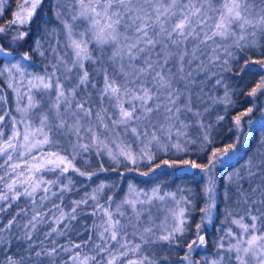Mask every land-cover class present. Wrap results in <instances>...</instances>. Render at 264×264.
Returning <instances> with one entry per match:
<instances>
[{
    "label": "snow or ice",
    "instance_id": "obj_1",
    "mask_svg": "<svg viewBox=\"0 0 264 264\" xmlns=\"http://www.w3.org/2000/svg\"><path fill=\"white\" fill-rule=\"evenodd\" d=\"M34 55L41 73L30 71ZM0 57L15 94L14 108L0 107V264H264V137L223 178L243 211L225 206L230 226L212 252L203 234L221 215L218 166L241 151L239 135L213 147L225 115L208 117L246 96L252 106L232 125L252 123L264 95V0H22L0 25ZM160 169L203 174L194 228V190L128 182L121 195L128 173ZM107 172L119 183L77 187L73 176L94 183ZM173 245L178 260L158 251Z\"/></svg>",
    "mask_w": 264,
    "mask_h": 264
},
{
    "label": "trees",
    "instance_id": "obj_2",
    "mask_svg": "<svg viewBox=\"0 0 264 264\" xmlns=\"http://www.w3.org/2000/svg\"><path fill=\"white\" fill-rule=\"evenodd\" d=\"M21 2L22 0H5L6 11L4 12L3 16L0 17V25L6 24L12 18V13L17 11V4ZM0 61L4 63L8 62L4 58H1ZM30 63L32 65L30 71L35 73L43 72L45 65V61L43 60V58L39 57L38 55H34ZM255 79H258V77ZM4 80L5 78L0 77V92L3 93V99L6 100L7 103L0 102V107L14 108L15 94L10 88L7 87V84L4 82ZM253 86L254 82L247 85L248 89ZM215 94H218L222 97L223 89L221 88L219 92ZM233 99L237 98L233 97ZM250 100L251 98H247L246 96L239 97L238 106L228 107L227 114H225L224 112L225 105H218L216 107L215 113L211 117H208V119H211L213 122H215V117L217 114L225 115L224 121L219 122V124L214 123L213 139L216 143L213 145V147H226L227 144L235 141L236 135H239V147L241 150L236 157L231 160H226L223 165L218 166V175L220 177V182L218 185L217 193V212L221 213V215L219 218H214L213 224L207 225L204 228L203 234H205L206 240L208 241V252L213 251L214 241L218 239L219 236L223 235L224 231L230 226L228 223H221L223 219L222 213L225 209V206L227 205L228 209L232 211H243L242 207H237V197L235 195L230 194L228 199H225L223 178L228 174V172L233 171L234 168L239 169L244 163V153L247 152L249 155H251L252 151L257 149L258 143L261 138L264 137V127H262V125H264V115H262L261 111L259 110L261 107H264V95H261L258 99H256L255 103L257 105V109H254L250 117L245 118V121H247V119L249 118L252 120L251 125L245 122L239 132L232 125V117L234 115H237L240 111L246 110L248 107L252 106ZM229 128H232V131H229ZM240 132H244L246 133V135H241ZM229 165H231V167H229ZM77 166L81 168L85 167L79 161L77 162ZM88 170L95 171V162H93V165L89 167ZM73 176L78 181L77 187H81V184L79 183L80 181H84L85 184L91 183L92 187H95L96 184L100 182V180H106L108 183H119V178H117L115 173L112 172L100 173L99 180L95 177L93 178L94 183L86 181L84 177H76L75 174H73ZM49 178H51V174H49ZM128 182L134 183L138 188L141 189H151L156 185H160L162 186V190L164 192H175L178 188L194 190V192L196 193V209L193 210L191 206H188V213L190 216L189 223L194 228L195 223H198L200 221L201 213L199 212V209L204 206L202 189L205 184V179L203 177V174L198 170H195L194 175L191 176L178 174L175 170L172 169H160L156 173L148 177L140 176L135 172L128 173L127 180L122 184L121 187V195H123V191H126ZM245 187H247V185H245ZM88 190L91 191V188H89ZM112 191H116V189H113ZM80 194L82 195L83 192L81 191ZM107 194L111 195L112 192H108ZM159 204L160 203L158 202L157 207L160 209L158 216L159 219L162 220L161 213L167 209V206H161ZM166 204L169 205V202L167 201ZM21 206H23V202H21ZM13 251H15V249H13ZM158 251L163 255H168L171 261L178 260L179 255L181 254L180 250L175 245H173L171 249L164 247L159 249ZM3 256L4 254L0 253V262L3 261Z\"/></svg>",
    "mask_w": 264,
    "mask_h": 264
},
{
    "label": "rangeland",
    "instance_id": "obj_3",
    "mask_svg": "<svg viewBox=\"0 0 264 264\" xmlns=\"http://www.w3.org/2000/svg\"><path fill=\"white\" fill-rule=\"evenodd\" d=\"M21 89H22L21 92H23L24 89H23V88H21ZM166 202H167V201H165L163 204H159V205H161V206H167V208H171V207H173V202H172V201L168 200L169 205H167ZM165 212H166V210H165L164 212L161 213V215H162V220H163V218H164ZM168 224H169V226H170V224H171V219H169Z\"/></svg>",
    "mask_w": 264,
    "mask_h": 264
},
{
    "label": "water",
    "instance_id": "obj_4",
    "mask_svg": "<svg viewBox=\"0 0 264 264\" xmlns=\"http://www.w3.org/2000/svg\"><path fill=\"white\" fill-rule=\"evenodd\" d=\"M1 58H4V57H0V59ZM194 173H195V170H185V173L181 174V175H189V176H191V175H194ZM178 174H180V173H178Z\"/></svg>",
    "mask_w": 264,
    "mask_h": 264
}]
</instances>
